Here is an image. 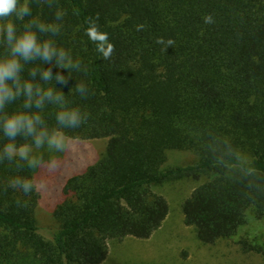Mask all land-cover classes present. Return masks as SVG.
I'll list each match as a JSON object with an SVG mask.
<instances>
[{
    "label": "trees",
    "instance_id": "1",
    "mask_svg": "<svg viewBox=\"0 0 264 264\" xmlns=\"http://www.w3.org/2000/svg\"><path fill=\"white\" fill-rule=\"evenodd\" d=\"M28 2L33 17L59 27L57 34L38 32L39 38L67 55L54 56L50 65L25 64V78L36 67L34 84L62 96L60 105L46 100L42 110L25 111H39L49 132L105 138L106 145L94 163L59 186L48 209L57 226L46 238L34 214L37 181L45 184V172L58 159L9 158L0 124V264H100L109 240L146 239L160 227L169 205L152 186L179 177L199 181L181 209L201 242L233 237L250 217L264 220V0ZM97 14L115 46L110 59L85 32L86 18ZM206 14L214 23L204 22ZM25 21H15L18 30ZM169 38L174 44H166ZM5 49L0 35V55ZM49 68L52 79L43 81L39 73ZM61 105L78 112L79 127L57 122ZM14 143L34 146L23 134ZM170 151L195 158L166 165ZM25 179L32 184L27 193ZM239 244L264 264L261 245L245 238Z\"/></svg>",
    "mask_w": 264,
    "mask_h": 264
},
{
    "label": "rangeland",
    "instance_id": "2",
    "mask_svg": "<svg viewBox=\"0 0 264 264\" xmlns=\"http://www.w3.org/2000/svg\"><path fill=\"white\" fill-rule=\"evenodd\" d=\"M63 144L61 151L49 148L46 143L40 148L32 146L29 154L36 162L43 158L58 159L53 160L52 171L45 172L48 177L45 184L37 181L40 201L34 214L40 232L46 238L51 237L57 226L48 209L55 203L59 186L65 178L94 163L104 150L106 139H71L63 135ZM194 158L190 151H170L166 165L187 164ZM198 183L189 177H179L153 185L152 190L163 195L169 205V212L160 227L146 239L127 236L109 240L108 255L100 264H263L262 256L254 251L244 252L239 240L245 238L264 248V220L250 217L236 235L213 244L201 242L194 227L184 224L182 202Z\"/></svg>",
    "mask_w": 264,
    "mask_h": 264
},
{
    "label": "clouds",
    "instance_id": "3",
    "mask_svg": "<svg viewBox=\"0 0 264 264\" xmlns=\"http://www.w3.org/2000/svg\"><path fill=\"white\" fill-rule=\"evenodd\" d=\"M63 15V12H57L56 17L60 19ZM12 17L15 19H11ZM25 17H33L28 0H0V20L4 21L3 25L0 26V35H2L3 43L6 45L4 54L0 55V112H3L0 124H2L4 136L10 141L4 145L3 150L9 158L18 155L21 159L29 160L32 146L28 144L17 146L14 143L17 136L22 134L31 136L36 148H40L46 143L49 148L61 151L64 144L63 134L59 130L49 132L39 111L32 112L25 111V109H31L35 106L36 109L42 110L46 100L60 105L62 96L54 94L51 88L45 89L39 84H34L37 76L36 67L28 71V76L31 79L25 78L22 75L24 66L36 60L50 65L54 56L63 59L67 53L62 48L57 50L53 41L42 40L38 36V32L57 34L59 32L58 26L45 23L35 17L25 21ZM97 19L98 14L95 18H86L85 22L88 27L85 32L89 40L96 45L97 53L104 59H110L115 52V46L109 41L108 34L100 30ZM17 20L25 21L19 30L15 23ZM204 22L214 23L212 15L206 14ZM143 27L142 24L137 25V31L142 30ZM156 43L163 44L165 40L162 37H157ZM166 44L172 45L174 41L169 38ZM39 74L43 81L52 79L50 68L40 71ZM56 78L60 83H64V78L59 74ZM21 97H23L21 107L14 111H4L6 105L12 104ZM56 120L64 127H79L78 112L65 110L62 105L56 114ZM35 162L34 159L30 160V163ZM21 187L26 193L32 190V184L27 179L24 180Z\"/></svg>",
    "mask_w": 264,
    "mask_h": 264
}]
</instances>
